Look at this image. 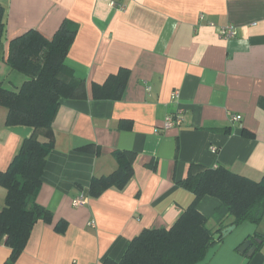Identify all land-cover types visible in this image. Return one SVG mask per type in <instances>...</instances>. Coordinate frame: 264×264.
I'll use <instances>...</instances> for the list:
<instances>
[{"label": "crops", "instance_id": "crops-1", "mask_svg": "<svg viewBox=\"0 0 264 264\" xmlns=\"http://www.w3.org/2000/svg\"><path fill=\"white\" fill-rule=\"evenodd\" d=\"M0 4L5 89L16 91L27 80L4 63L9 41L30 29L51 39L64 20L77 26L64 62L83 82L76 97L59 101L51 126L54 144L36 195L51 221L33 226L13 262L0 239V264L119 261L142 230L167 229L180 217L193 198L178 185L190 167L223 166L253 181L264 176V0ZM228 24L236 36L221 38L218 28ZM117 72L127 74L120 99H92V85L109 84ZM175 90L179 97L173 100ZM175 113L182 124L164 129L166 116ZM5 114L0 107V172L32 134L28 127H7ZM231 115L240 120H230ZM114 151L125 154L132 177L121 188L88 197L93 177L117 169ZM5 192L0 187V210ZM80 193L86 202L75 208L71 203ZM197 210L209 228L226 217L220 201L210 196L201 198ZM60 221L64 224L56 230ZM224 237L196 264H264V216L257 225L242 223ZM247 239L256 246L251 256L237 250Z\"/></svg>", "mask_w": 264, "mask_h": 264}, {"label": "trees", "instance_id": "trees-1", "mask_svg": "<svg viewBox=\"0 0 264 264\" xmlns=\"http://www.w3.org/2000/svg\"><path fill=\"white\" fill-rule=\"evenodd\" d=\"M4 10L0 4V47L5 33ZM76 32L77 26L64 20L51 39L30 29L12 38L6 49L4 63L27 80L16 91L5 89L0 81V107L6 110L5 125L32 129L7 169L0 172V187L6 191L0 210V239L10 249L8 262H13L23 251L38 221H51V213L39 206L36 195L48 152L54 144L51 126L59 101L76 97L83 84L64 62ZM125 76L124 72H117L110 76L109 84L92 85V99H120ZM113 155L117 169L109 176L93 177L87 189L88 197H98L112 187L121 188L132 177L133 170L125 154L114 151ZM178 185L188 189L193 198L176 222L167 229L142 230L129 240L119 261L105 259L102 264H196L209 249L223 242V230L242 223L257 225L264 216V176L253 181L223 166L200 170L190 167ZM204 196L218 199L226 211L225 219L213 228L208 227V220L197 210ZM228 220L230 223L225 224ZM60 224L64 222H58L56 230L61 229Z\"/></svg>", "mask_w": 264, "mask_h": 264}, {"label": "built area", "instance_id": "built-area-1", "mask_svg": "<svg viewBox=\"0 0 264 264\" xmlns=\"http://www.w3.org/2000/svg\"><path fill=\"white\" fill-rule=\"evenodd\" d=\"M202 18V17H201ZM219 29V36L221 38H224V39H232L236 36V30L234 28V26L228 24V25H225V26H222ZM179 91L178 90H175L173 91L170 96L171 98L174 100V99H177L179 96ZM240 117L239 116H236V115H231V119L232 121H239ZM182 116L180 113H175V114H169L166 116V118L164 119L163 121V128L164 129H169V128H172V127H175V126H180L182 124ZM213 153H215V150L212 149L211 150ZM86 196L84 193H80L78 196H76L73 200H72V206L73 207H79V206H82L84 204V202H86Z\"/></svg>", "mask_w": 264, "mask_h": 264}, {"label": "water", "instance_id": "water-1", "mask_svg": "<svg viewBox=\"0 0 264 264\" xmlns=\"http://www.w3.org/2000/svg\"><path fill=\"white\" fill-rule=\"evenodd\" d=\"M235 227L229 226L225 230L222 231V237L227 236ZM256 243H259V240H255ZM256 246L253 245V241L247 239L241 244V246L237 249L240 253H246L247 256H251L256 251Z\"/></svg>", "mask_w": 264, "mask_h": 264}]
</instances>
